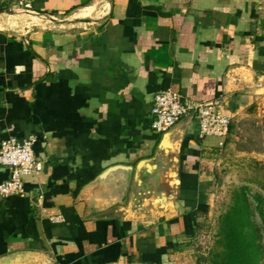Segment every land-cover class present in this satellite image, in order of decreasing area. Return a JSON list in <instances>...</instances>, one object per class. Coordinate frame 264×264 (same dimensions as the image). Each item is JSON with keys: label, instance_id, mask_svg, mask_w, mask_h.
<instances>
[{"label": "crops", "instance_id": "obj_1", "mask_svg": "<svg viewBox=\"0 0 264 264\" xmlns=\"http://www.w3.org/2000/svg\"><path fill=\"white\" fill-rule=\"evenodd\" d=\"M167 87L223 96L231 128L219 146L182 116L172 204L128 208L130 185L117 176L91 183L153 153L150 107ZM263 91L264 0H0V141L31 135L42 164L23 193L0 194V256L198 264L194 240L214 222L219 167L239 151L237 123ZM9 174L0 165V182Z\"/></svg>", "mask_w": 264, "mask_h": 264}, {"label": "built area", "instance_id": "obj_2", "mask_svg": "<svg viewBox=\"0 0 264 264\" xmlns=\"http://www.w3.org/2000/svg\"><path fill=\"white\" fill-rule=\"evenodd\" d=\"M221 95L208 99H193L183 96L177 90L167 87L153 95L150 107V125L158 133L169 128L182 116L192 114L198 125L199 136L212 135L223 145L229 134L231 115L224 110ZM34 137H8L0 141V165L8 167L9 177L0 182V194L24 192L25 175H35L42 169L41 161L33 151ZM40 197V195H38ZM57 220L58 215H52Z\"/></svg>", "mask_w": 264, "mask_h": 264}, {"label": "rangeland", "instance_id": "obj_3", "mask_svg": "<svg viewBox=\"0 0 264 264\" xmlns=\"http://www.w3.org/2000/svg\"><path fill=\"white\" fill-rule=\"evenodd\" d=\"M28 19L38 20L30 16ZM38 21L48 23L46 20L39 19ZM248 105L247 114L241 118L242 122L239 126V131L242 133L241 141L245 142L247 149L229 152L219 167L221 171L220 185L214 197L215 214L211 218V220L214 219V222H211L210 227L206 230L199 231L194 240L196 242L194 252L200 261L198 264H203L200 257L206 253L212 243L216 216L225 207L233 186L246 184L250 194L259 193L263 198L262 206L264 208V91L256 94ZM250 201L252 203V219L260 227L258 239L262 253H264V227H261L260 217L252 197H250Z\"/></svg>", "mask_w": 264, "mask_h": 264}, {"label": "water", "instance_id": "obj_4", "mask_svg": "<svg viewBox=\"0 0 264 264\" xmlns=\"http://www.w3.org/2000/svg\"><path fill=\"white\" fill-rule=\"evenodd\" d=\"M178 125L174 123L160 133L153 153L135 163H114L101 170L91 184L110 181L117 176L124 187L130 185L128 208L170 206L175 194L170 188V176L178 147L175 135ZM40 253L24 250L0 256V264H39Z\"/></svg>", "mask_w": 264, "mask_h": 264}, {"label": "trees", "instance_id": "obj_5", "mask_svg": "<svg viewBox=\"0 0 264 264\" xmlns=\"http://www.w3.org/2000/svg\"><path fill=\"white\" fill-rule=\"evenodd\" d=\"M241 122L242 119L237 125L240 126ZM230 128L231 122L229 131ZM236 134L235 148L246 150L245 142L241 141V131ZM250 197L254 199L261 227H264L262 196L257 192L250 194L246 184L233 186L225 207L216 216L212 243L200 257L203 264H264V253L258 239L260 227L252 219Z\"/></svg>", "mask_w": 264, "mask_h": 264}]
</instances>
